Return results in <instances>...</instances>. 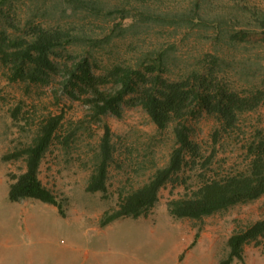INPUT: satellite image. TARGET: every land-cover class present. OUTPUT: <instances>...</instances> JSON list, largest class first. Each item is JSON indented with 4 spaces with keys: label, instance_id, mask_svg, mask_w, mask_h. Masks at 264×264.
I'll return each instance as SVG.
<instances>
[{
    "label": "rangeland",
    "instance_id": "rangeland-1",
    "mask_svg": "<svg viewBox=\"0 0 264 264\" xmlns=\"http://www.w3.org/2000/svg\"><path fill=\"white\" fill-rule=\"evenodd\" d=\"M263 18L264 0H3L0 32L10 44L35 28L67 31L72 43L53 57L59 70L88 61L95 76L129 70L139 82L141 76L189 80L246 97L263 90ZM62 76L53 73L48 84L14 80L11 66L0 60V264H219L233 233L264 218V195L200 220L176 219L167 210L169 201L202 181L247 170L252 151L264 144L262 99L238 113L231 127L193 104L183 123L197 155H186L188 164L160 190L146 216L102 227L120 196L168 166L178 147L175 125L160 130L140 106L125 103L120 117H95L91 96H68ZM100 88L114 92L117 86ZM58 116L39 179L64 217L38 200L11 202L10 175L21 174L25 162L5 159L27 148L38 128ZM107 128L106 191L88 192ZM243 255L232 264H264L261 245H245Z\"/></svg>",
    "mask_w": 264,
    "mask_h": 264
},
{
    "label": "trees",
    "instance_id": "trees-1",
    "mask_svg": "<svg viewBox=\"0 0 264 264\" xmlns=\"http://www.w3.org/2000/svg\"><path fill=\"white\" fill-rule=\"evenodd\" d=\"M1 3L3 0H0V5ZM31 31L29 39L28 37L12 39L10 44H7L8 39L0 32V60L4 65L11 66L14 80L48 84L53 73L60 71L68 96L77 98V92L91 96L87 103L91 104L95 117L108 114L120 117L122 104L125 103L131 107L140 106L160 130L168 128L172 123L175 125L173 131L178 147L172 152L168 166L158 170L144 186L120 196L118 208L111 214H105L101 220L102 227L118 219L146 216L158 202L160 190L188 164L186 155H197L198 147L191 141L189 128L183 123L193 104L199 110L206 111L231 127L238 113L251 111L262 99L264 100V77L263 90L240 97L236 93L226 92L220 88L205 87L207 85L203 82L191 85L189 80L169 82L160 77L148 80L144 76L139 78L142 81L139 82L135 74L129 70H116L110 76H95L88 61L70 66L65 64L61 71L53 57L58 48L72 43L70 34L57 29L35 28ZM108 83H113L117 89L114 92H105L100 88ZM202 87L204 91H201ZM131 95L133 97H130ZM61 120V116L49 118L38 128L37 136L27 148L6 156L5 159L22 157L25 162V169L21 174L10 175L8 198L11 202L38 200L53 205L64 217L62 205L39 179L41 162L54 141ZM101 148L104 156L87 186V191L92 193L106 191L110 155L108 128L102 138ZM252 153L246 171L211 177L202 181L190 194L169 201L167 203L169 215L176 219L200 220L262 197L264 144H260ZM251 242L261 245L264 250V218L233 233L227 242L228 256L219 264L243 261L244 247Z\"/></svg>",
    "mask_w": 264,
    "mask_h": 264
}]
</instances>
